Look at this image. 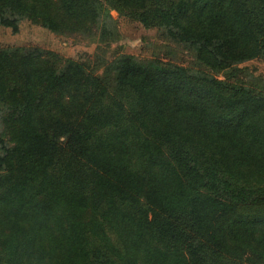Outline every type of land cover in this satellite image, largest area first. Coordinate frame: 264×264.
<instances>
[{
	"label": "trees",
	"instance_id": "1",
	"mask_svg": "<svg viewBox=\"0 0 264 264\" xmlns=\"http://www.w3.org/2000/svg\"><path fill=\"white\" fill-rule=\"evenodd\" d=\"M115 9L191 64L0 45V264H264V0H0L116 38Z\"/></svg>",
	"mask_w": 264,
	"mask_h": 264
},
{
	"label": "rangeland",
	"instance_id": "2",
	"mask_svg": "<svg viewBox=\"0 0 264 264\" xmlns=\"http://www.w3.org/2000/svg\"><path fill=\"white\" fill-rule=\"evenodd\" d=\"M110 12L118 30L114 39L100 40L97 33L94 36L59 33L28 16H21L16 29L0 22V45H36L72 57L90 55L94 58L99 53L104 55V60L121 52H129L139 57L156 56L182 65L191 64L192 53L159 36L156 27H145L115 9ZM241 65L252 73L251 76L264 74V58H251Z\"/></svg>",
	"mask_w": 264,
	"mask_h": 264
}]
</instances>
